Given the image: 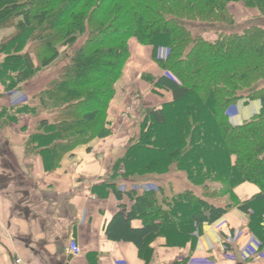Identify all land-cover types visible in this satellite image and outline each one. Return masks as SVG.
<instances>
[{"label": "trees", "instance_id": "trees-1", "mask_svg": "<svg viewBox=\"0 0 264 264\" xmlns=\"http://www.w3.org/2000/svg\"><path fill=\"white\" fill-rule=\"evenodd\" d=\"M232 2L256 10L259 22L236 31ZM263 22L264 0H0V28L15 26L0 42V80L6 90L40 69L56 67L35 95L38 106L14 105L15 115H48L26 136L25 153L39 155L45 169H54L77 146L109 135V104L130 55L129 39L155 52L164 48L166 55L153 59L174 77L157 78L172 100L145 113L138 136L113 169H123L127 178L173 165L200 192L166 196L159 189H114L117 198L126 194L132 204L119 205L106 225L107 237L133 242L139 250L158 234L172 242L194 238L203 223L215 222L232 207L210 198L220 199L249 182L259 191L237 207L250 215L251 231L264 243ZM214 25L222 30L212 40L191 32ZM239 100H258L260 110L234 125L227 109Z\"/></svg>", "mask_w": 264, "mask_h": 264}, {"label": "crops", "instance_id": "crops-1", "mask_svg": "<svg viewBox=\"0 0 264 264\" xmlns=\"http://www.w3.org/2000/svg\"><path fill=\"white\" fill-rule=\"evenodd\" d=\"M232 3L229 9L236 21L256 16V10ZM14 31V25L1 27L0 42ZM128 44L130 55L109 104L110 134L77 146L54 169H45L41 157L26 154L23 147L26 136L47 113L13 114L16 107L26 103L38 106L35 95L45 86L34 92L26 86L44 68L12 90H6L0 80V264H14L15 258L24 264H264V243L251 231L250 215L237 207L259 191L249 182L233 187L220 202L210 198L215 204L229 202L232 207L215 222L203 223L193 232L194 238L172 242L158 234L139 250L133 242L107 237L106 225L119 205L132 204L126 194L117 198L114 189H159L168 196L200 188L186 175L183 185L188 187L165 177L175 170L173 165L165 172L127 178L122 176L123 169H113L129 142L138 136L145 113L172 100L171 92L158 86L157 78L161 74L174 77L153 59L155 54L164 57L166 50L158 48L155 52L134 37ZM253 102L251 107L248 102L230 106V122L239 124L259 110V101ZM215 188L221 190L222 185ZM262 218L264 226V209ZM131 224L140 226L141 221ZM69 239L76 240L79 254L69 252Z\"/></svg>", "mask_w": 264, "mask_h": 264}, {"label": "rangeland", "instance_id": "rangeland-1", "mask_svg": "<svg viewBox=\"0 0 264 264\" xmlns=\"http://www.w3.org/2000/svg\"><path fill=\"white\" fill-rule=\"evenodd\" d=\"M232 4H234V3H232ZM234 8H235V6H233V11H234ZM248 10H250L249 8H248ZM235 12V11H234ZM253 18H255V17H248V18H245V19H241L240 21H237V23H238V27H237V25L235 26V29H236V31L237 30H240L245 24H247V22H249V21H255V22H259V19H253ZM263 25H264V22H263ZM205 27L204 26H201V27H198L197 29H195V30H193L192 28H191V32L193 33V35H198V34H201L203 37H205V38H207V39H214V34H215V31L216 30H222V28L221 27H219V26H213L212 27V29L211 30H206L205 32H203L202 30L204 29ZM200 31H202V32H200ZM55 69H56V67L55 66H53L52 68H44L43 70H41V72H39L38 74H37V76L32 80V82L30 83L29 82V84H27V86H26V88L28 89V90H32V92H34V91H37V90H40V89H42L44 86H45V84L51 79V78H53V76H54V74H55ZM260 85H264V80H262L261 82H260ZM251 101V102H250ZM253 101H257V100H248V101H245V100H239L238 102H239V104L240 103H244V102H248L249 104L248 105H250V107H251V105H253ZM237 102V103H238ZM230 108V107H229ZM228 108V109H229ZM227 109V110H228ZM250 110H251V108H249ZM260 110V109H259ZM259 110H257V111H254L250 116H248L246 119H249L251 116H253L254 114H256L257 112H259ZM169 112V111H168ZM170 113V112H169ZM228 113V112H227ZM229 116V115H228ZM246 119H244V120H246ZM244 120H242L239 124H241ZM233 124V123H232ZM234 125H238V124H234ZM171 127H172V124H170L169 125V127H168V129H171ZM171 169H175V170H173V171H171V172H169L168 174H167V176H165V177H168L171 181H173V183H179V184H181V186L183 187V186H187V185H183L185 182H184V180H186V177H185V174H183L182 172L180 173L179 171H177L176 169V166H173V168H171ZM163 178L162 179H166V178H164V176H162ZM185 177V178H184ZM187 181V180H186ZM180 186V185H179ZM181 187V188H182ZM188 187V186H187ZM195 192H197V193H199L200 192V190H199V188H198V190L196 189V190H194ZM225 196V195H224ZM224 196L222 195L221 197H220V199H215L214 197H212V199L214 200V201H216V202H220L221 200H224L225 198H224Z\"/></svg>", "mask_w": 264, "mask_h": 264}, {"label": "built area", "instance_id": "built-area-1", "mask_svg": "<svg viewBox=\"0 0 264 264\" xmlns=\"http://www.w3.org/2000/svg\"><path fill=\"white\" fill-rule=\"evenodd\" d=\"M68 249L72 255H77L80 253V247L77 244L76 240H74V239H69V248ZM14 264H24V263L21 261V259L15 258Z\"/></svg>", "mask_w": 264, "mask_h": 264}]
</instances>
